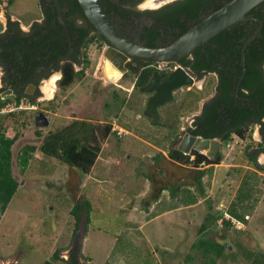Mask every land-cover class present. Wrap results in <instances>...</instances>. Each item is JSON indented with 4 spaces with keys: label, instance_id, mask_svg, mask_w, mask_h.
Wrapping results in <instances>:
<instances>
[{
    "label": "rangeland",
    "instance_id": "1",
    "mask_svg": "<svg viewBox=\"0 0 264 264\" xmlns=\"http://www.w3.org/2000/svg\"><path fill=\"white\" fill-rule=\"evenodd\" d=\"M154 1L157 7L166 0L145 3ZM9 19L30 31L42 22L39 1L14 0L10 5L3 0L0 35ZM103 47L93 43L84 50V64L75 66L83 71L71 86L63 88L56 73L21 93L19 107L13 99L17 94L4 85L0 62V97L12 99L0 113V132L16 138L12 174L20 184L0 222V264H43L53 260L56 251L69 258L75 253L81 264H264V139L259 126L248 128L243 138L234 134L228 143L221 141L217 168L194 167L192 151L215 158L205 149L186 153L181 145L192 120L215 95L216 77L193 74L195 84L176 89L173 99L158 108L154 121L146 112L153 92L132 88L138 76L126 68L131 59L125 63L123 79L106 83ZM153 65L167 69L165 74L178 66ZM76 120L89 123L90 143L101 149L89 175L40 151L47 136ZM27 146L37 151L24 172L19 155ZM176 151L183 156L173 158L170 153ZM248 154L257 156L256 162ZM204 172L205 194L197 180ZM164 187L171 188L167 195L175 192L178 197L162 199L150 209ZM198 200L202 202L195 206ZM80 204L81 222L74 238L73 209ZM135 205L136 211H131ZM223 209L249 214L251 220L241 232L222 228L215 218ZM204 224L208 228L202 233Z\"/></svg>",
    "mask_w": 264,
    "mask_h": 264
},
{
    "label": "trees",
    "instance_id": "2",
    "mask_svg": "<svg viewBox=\"0 0 264 264\" xmlns=\"http://www.w3.org/2000/svg\"><path fill=\"white\" fill-rule=\"evenodd\" d=\"M2 1L0 0V2ZM40 1L45 7V0ZM62 1L64 5L71 6L69 5V1ZM74 1L75 3L72 4L71 13H79L86 19L78 0ZM231 1L225 0V2L221 1L215 5H211V1L204 3L202 0H190L181 3V5L178 4V10L174 11L170 16L173 20L178 21L183 14L195 17L201 10H204L206 16H209ZM13 2L14 0H9L10 5ZM263 9L264 2L249 13V16L254 15L263 22V29L261 34L247 49L245 62L246 72L238 95H236L237 85L242 75L241 52L244 47V42H241V40H247L259 27V23H251L250 21L237 22L206 43L205 48L212 44L218 46L216 49H208L207 52L211 56L222 55L225 57V60L222 59L221 69L218 66L206 65L204 63L205 59H202L200 55L195 57L194 62L191 60L185 61L184 67L190 68L194 74H199L202 77L203 71H212L218 74L220 80L216 95L203 105L201 114L197 116L193 128L190 129L191 135L204 139H219L222 142L228 143L232 135L236 134L243 138L248 128L255 123H261L264 119V81H262V74L258 69L261 64H264ZM48 13L47 22L41 24L35 23L29 33H24L19 23L9 19L6 32L0 35V62L4 65L5 72L3 82L5 87L14 90L17 94L13 98L17 102L16 105L24 100L21 93H23L28 85L34 84L37 86L40 81L50 76L53 71L62 69L63 77L59 81V84L63 88L71 86L82 71H76L73 61L65 63L62 67L60 65L61 62L67 57L70 50L73 49L76 53L81 54V48L86 49L95 40L94 38L87 39L88 32L86 29H80L82 36L75 41L76 43L74 45H70L68 37L60 40L57 37L58 33L54 32L50 22L52 20V14L50 11ZM88 24L92 27L91 23L88 22ZM250 24H253V26ZM72 28L75 30L76 27L72 25ZM188 29H185L177 39L183 36ZM95 38H98L100 42H106L100 35L96 34ZM72 39L74 40L75 37ZM148 47L154 48L156 46L150 44ZM202 48L200 47L198 52H201ZM217 50L220 51L218 52ZM82 54L83 56L85 55V53ZM151 64H154V62L137 58H131V61L127 64V70L139 76L138 87H143L147 84L149 77L152 75V70L142 72L141 70ZM11 101L12 99L9 97L4 99L0 97V111L6 108ZM155 124L158 123L155 122ZM89 126V123L86 121L76 120L65 130L47 136L40 147V151L46 156L64 161L84 174H90L99 158L101 149L98 145H92L90 143ZM110 134L111 127L109 126L105 132L106 138ZM15 141V137L9 138L4 132H0V222L20 185L12 174V147ZM36 151V147L27 146L19 155V165L24 172L27 170L31 157ZM170 154L173 158L183 156L179 151ZM192 156H194L193 165L196 168L201 167L203 164L219 165L222 159L221 153L214 159L198 152L192 153ZM248 157L253 162H256L254 156L248 154ZM188 160L190 161V157ZM205 175L206 173L204 172L197 177L203 192L202 180ZM249 199H251V196ZM82 210L83 206L81 204L75 206L73 209L77 220L74 238L77 236L80 227L81 220L79 214ZM88 212L89 205L87 214ZM231 214L233 218L247 223L246 216L249 214H239L236 210H231ZM220 218H222V214L218 215L215 221H218ZM224 225L232 229L229 221H224ZM207 228L208 226L204 224L201 227L202 233L207 231ZM79 247L74 252H77ZM223 249H225V246ZM59 252L56 251L54 254L56 261L60 260ZM74 255L75 253H73ZM75 264H78V262H75Z\"/></svg>",
    "mask_w": 264,
    "mask_h": 264
},
{
    "label": "water",
    "instance_id": "3",
    "mask_svg": "<svg viewBox=\"0 0 264 264\" xmlns=\"http://www.w3.org/2000/svg\"><path fill=\"white\" fill-rule=\"evenodd\" d=\"M55 6L60 14V20L66 24L62 12L60 0H54ZM85 16L96 29L98 35L102 36L108 46L104 50V72L113 63L114 69L119 72L120 78L126 72L125 63L131 58H137L149 62L161 64L179 63L183 58L189 57L193 52L205 45L208 41L230 28L237 22L258 21L259 29L244 42L241 52L242 75L237 85V95L244 80L246 72V52L250 44L258 37L262 31L263 24L260 20L249 16V13L262 4L264 0H232L221 9L206 16L200 23L191 28L183 36L166 47H146L126 37L114 24L106 12L101 0H78ZM182 74L181 78L177 74ZM179 74V75H180ZM194 73L187 67L179 65L171 73L156 72L151 81L141 88L142 92H156L149 100L146 112L156 119L159 118L158 107L170 102L173 99V91L184 86L195 84ZM108 78L107 71L105 72ZM194 77V78H193ZM165 78V80L163 79ZM106 80L107 82H115ZM165 81V82H164ZM163 83L162 87L152 89V85ZM166 85V86H165ZM206 143V148L195 146L197 142ZM194 149H205L211 152V156H217L220 151L219 139H204L186 133L181 150L189 153Z\"/></svg>",
    "mask_w": 264,
    "mask_h": 264
},
{
    "label": "flooded vegetation",
    "instance_id": "4",
    "mask_svg": "<svg viewBox=\"0 0 264 264\" xmlns=\"http://www.w3.org/2000/svg\"><path fill=\"white\" fill-rule=\"evenodd\" d=\"M38 1H39V6L41 7V14H42V22L41 23L47 22V17H48L47 15L49 14L48 11H50V13L52 14V20L50 22L53 26L54 32L58 33L57 37L60 40L68 37L70 45H74L76 43L75 41H77L78 38H81V36H82V32L80 31V29H86V31L88 32L87 39H91V38L95 39L94 42H92L91 44H93V43L99 44L100 43L102 46H104L103 52L107 48V46H108L107 42H100L98 40V38H95V35L96 34L98 35V33L92 24L91 25H92L93 29L88 24L89 20L87 19L86 16L85 17L87 20L82 15H80L79 13H71L72 4L75 3L74 0H64V1L70 2V4L69 3L68 4L71 6H69V7L67 4L64 5L63 1L60 0L61 12H62V16H63L66 24H63V22L60 20V14L57 10V7L55 6L54 0H45V7L42 5V2L40 0H38ZM188 1H190V0H188ZM188 1L187 0H166V1L162 2L159 6L153 7V6H156L155 1L152 4H149V2L145 3V0H101L106 12L110 16V18L113 20L116 27L129 39H131V40H133L139 44H143L146 47H148L150 44H153L156 47H166V46L172 44L173 42H175L177 37L185 29L189 28L188 29V31H189L191 28H193L195 25L200 23L206 17V13L204 12V10H201L200 12H198L197 16H195V17H190V16H187V14H183V15H181V18L178 21L173 20V18L170 15L174 11L178 10L177 5L178 4L181 5V3L188 2ZM202 1L204 3L206 1L207 2L211 1L210 2L211 5H215V4H217V2H221V1L225 2V0H220V1L219 0H202ZM46 11L48 14L46 13ZM262 11L264 12V9ZM251 17L260 20L259 18H257L254 15H251ZM250 22L251 23L257 22L258 23V21H250ZM36 23L41 24L39 22H36ZM262 24H263V22H262ZM72 25H74L76 27L75 30L72 28ZM250 25L253 26V24H250ZM258 25L260 27V24H258ZM259 27L252 33V35L259 29ZM262 29H263V27H262ZM23 32L29 33L30 31H28V32L23 31ZM74 37H75V39L73 40L72 38H74ZM245 41L246 40H244V39L241 40V42H245ZM205 45H206V43H205ZM205 45L201 46V47H203L201 52H198V50L200 49V47H199L193 52V54L191 56L183 58L179 63H177L178 66L174 67V70L177 69L179 67V65L184 66V63L187 60H191L194 62L195 57L198 55H200V57L202 59H205L204 63L206 65L218 66V68L221 69L222 68L221 62H223V60H225V57L222 55L221 56L220 55L211 56L207 52L209 48H211L210 50H212V49L218 48V46L216 44H212L209 47L206 46V48H205ZM84 50H85L84 48H81V50H80L81 54L76 53L75 50H73V49L70 50L68 52L67 57H65L64 60L61 62V64H60L61 67L69 61L70 62L73 61L75 66H81L82 64H84V61L82 60L84 58V56L82 54V53H84ZM220 57H221V60L223 59L222 61L220 60ZM258 69H259V72L262 74V78H263L262 81H264V64H261L258 67ZM146 70H152V75L149 77L147 84L153 78L154 73H156L158 71L165 73L167 71V69L163 70L161 68L159 70V67L154 66L153 64L147 65L146 67L142 68L141 72L146 71ZM78 71L79 72L83 71V69L78 70ZM56 73L57 74L60 73V77L58 79L60 81L63 77V70L62 69L53 71L50 76H48L47 78H44V79H48ZM195 75L197 77H200L199 74L195 73ZM202 75L205 77L209 76V75L216 77L217 88H218L220 80H219L217 73L212 72V71H205V72L203 71ZM137 80H139V76L137 77ZM195 82H196V79H195ZM29 86L36 87L34 84H30L27 86V88L25 90H27L29 88ZM135 88H139L141 91L142 87H138V85L136 83ZM217 88H216L215 95L217 93ZM181 89H182V87H181ZM12 91L14 92V90H12ZM155 94H156V92H153L152 97ZM236 95H237V93H236ZM196 118H197V116H195V118L192 120L191 125L187 128V133H190V129L193 128L194 123L196 121ZM257 125L259 126L261 135L263 136V139H264V119L262 120L261 123H255L252 126H257ZM220 142H221V140H220ZM262 145H264V142H262ZM192 153H194V151H192ZM192 153H190L189 155H191ZM255 158L257 160V156H255ZM250 220H251V217L249 218L247 223ZM247 223H245V226H247ZM219 225L222 228L225 226L224 222L220 223ZM230 230L234 231L235 229L232 228ZM235 231L241 232L240 230H235ZM224 246H225V248H227L226 245H224ZM76 256L75 255L73 256V253L71 252L70 258H69V261L71 264H75V262H78L79 257L78 256L76 257Z\"/></svg>",
    "mask_w": 264,
    "mask_h": 264
},
{
    "label": "crops",
    "instance_id": "5",
    "mask_svg": "<svg viewBox=\"0 0 264 264\" xmlns=\"http://www.w3.org/2000/svg\"><path fill=\"white\" fill-rule=\"evenodd\" d=\"M135 83L134 84H132L133 85V89H135V84L136 83H138L139 82V80H137V78L135 79V81H134ZM128 90V89H127ZM129 91V90H128ZM211 168L213 167H218V165H215V166H213V165H209ZM200 169V168H199ZM249 170V169H248ZM87 175H89V174H87ZM227 182H231V181H227ZM249 182L251 183V184H254L253 183V179H249ZM248 183V182H247ZM242 189V187H240L239 188V190H241ZM171 190V188H167V187H164V188H162V190H161V192H159V194H158V196L155 198V200H153L152 202H151V206H150V209H155L156 208V206L158 205V204H160L161 203V200L162 199H170V200H172L173 199V197L174 198H176V197H178L177 196V194L175 193V192H173V195H167L168 193H170L169 191ZM253 191V189L251 190V192ZM149 193V192H148ZM147 193V194H148ZM241 193H239V195H240ZM242 196H244L243 195V193L241 194ZM253 194H251V199H253V196H252ZM144 196H146V195H142V197H144ZM245 197H248L247 195H245ZM207 198H209V196H207L206 197V200H207ZM201 200H198L197 202H195L194 203V205L196 206V205H200L201 204ZM136 205L135 206H133V208L131 209V211H136ZM177 210L179 209L178 207L176 208ZM171 211H173L172 209H170V212ZM231 214V213H230ZM220 220V219H219ZM250 222V221H249ZM218 224H220V222L218 221ZM141 228V226L139 227V229ZM140 234H142V237L143 238H145L146 239V237H144V235H143V233L140 231ZM86 239L87 238H85V240L83 241V242H81V244H80V246H81V248H80V252H79V254L81 255L80 256V258L82 257V258H84L83 257V255H84V249H85V245H86ZM59 258H60V260L59 261H56L55 259H54V255H53V260L51 259V261L50 260H47V261H45L43 264H46V263H52V264H71L70 263V261H69V257H62V256H59ZM82 263V261L80 260V259H78V264H81ZM89 263L90 264H92L93 262H91V261H89Z\"/></svg>",
    "mask_w": 264,
    "mask_h": 264
},
{
    "label": "built area",
    "instance_id": "6",
    "mask_svg": "<svg viewBox=\"0 0 264 264\" xmlns=\"http://www.w3.org/2000/svg\"><path fill=\"white\" fill-rule=\"evenodd\" d=\"M22 102H23V101H22ZM22 102H21V103H22ZM18 107H19V106H18ZM4 109H5V108H4ZM4 109H3V110H4ZM3 110H1L0 113H2ZM117 130H118V128H117L116 126H114L113 131L116 132ZM118 134H119V135L122 134L120 130H119ZM221 213H222V218H220V220H221L222 222H224V221H229V222L231 223V225H232V228H234L235 230H240V231H241V230H243V229L245 228V222L233 218V217H232L227 211H225V209H223V210L221 211ZM249 218H250L249 215H247V216H246V221H248Z\"/></svg>",
    "mask_w": 264,
    "mask_h": 264
},
{
    "label": "bare ground",
    "instance_id": "7",
    "mask_svg": "<svg viewBox=\"0 0 264 264\" xmlns=\"http://www.w3.org/2000/svg\"><path fill=\"white\" fill-rule=\"evenodd\" d=\"M151 2H152V0H151ZM151 2L149 3V4H151ZM112 66H114V64L112 63L111 65H110V68H108V70H106L107 71V74H108V78L106 77V75H105V78L106 79H108L109 81L110 80H117L119 77H120V75H119V72L117 71V70H115L114 69V67H112ZM180 74V73H179ZM177 74V77L178 78H181V76H182V74ZM194 78V77H193ZM54 79H56V77H54ZM164 80H165V78H163ZM55 82V80L53 81H51V83H54ZM165 82V81H164ZM195 82V81H194ZM162 84L163 83H159V84H155L157 87H162ZM51 85L48 83V88L50 87ZM166 86V85H165ZM46 90V89H45ZM50 92V91H49ZM48 93V92H47ZM49 96V95H48ZM195 146H198V147H204V148H206V143H203V142H201V141H199V142H197V143H195Z\"/></svg>",
    "mask_w": 264,
    "mask_h": 264
}]
</instances>
